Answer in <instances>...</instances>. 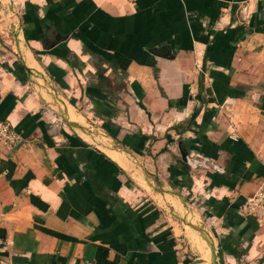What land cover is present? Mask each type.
<instances>
[{"label":"crops","instance_id":"obj_1","mask_svg":"<svg viewBox=\"0 0 264 264\" xmlns=\"http://www.w3.org/2000/svg\"><path fill=\"white\" fill-rule=\"evenodd\" d=\"M0 122V264H264V0H0Z\"/></svg>","mask_w":264,"mask_h":264},{"label":"built area","instance_id":"obj_2","mask_svg":"<svg viewBox=\"0 0 264 264\" xmlns=\"http://www.w3.org/2000/svg\"><path fill=\"white\" fill-rule=\"evenodd\" d=\"M22 140V137L7 122H0V159L3 153L13 149ZM186 161L191 167L207 170L219 169L215 162L207 156L187 157ZM242 212L260 216L264 210V184L249 194L242 207Z\"/></svg>","mask_w":264,"mask_h":264},{"label":"rangeland","instance_id":"obj_3","mask_svg":"<svg viewBox=\"0 0 264 264\" xmlns=\"http://www.w3.org/2000/svg\"><path fill=\"white\" fill-rule=\"evenodd\" d=\"M182 245H183V248L185 249V247H186L185 244H182ZM188 250H189V252H190L189 254L191 255V257H193V258H194V257H197L198 253H197L195 250L193 251L192 249H190V247H189ZM192 254H193V255H192ZM191 260H192V259H191Z\"/></svg>","mask_w":264,"mask_h":264},{"label":"water","instance_id":"obj_4","mask_svg":"<svg viewBox=\"0 0 264 264\" xmlns=\"http://www.w3.org/2000/svg\"><path fill=\"white\" fill-rule=\"evenodd\" d=\"M11 10L13 11V9H12V5H11ZM14 14V13H13ZM185 159H186V156H185Z\"/></svg>","mask_w":264,"mask_h":264}]
</instances>
